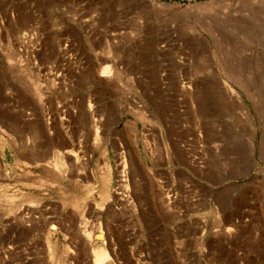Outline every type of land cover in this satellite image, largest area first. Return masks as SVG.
Here are the masks:
<instances>
[{
	"label": "rangeland",
	"instance_id": "rangeland-1",
	"mask_svg": "<svg viewBox=\"0 0 264 264\" xmlns=\"http://www.w3.org/2000/svg\"><path fill=\"white\" fill-rule=\"evenodd\" d=\"M95 250L264 264V0H0V264Z\"/></svg>",
	"mask_w": 264,
	"mask_h": 264
},
{
	"label": "bare ground",
	"instance_id": "bare-ground-1",
	"mask_svg": "<svg viewBox=\"0 0 264 264\" xmlns=\"http://www.w3.org/2000/svg\"><path fill=\"white\" fill-rule=\"evenodd\" d=\"M228 91H231L229 88H227ZM232 92V91H231ZM54 153H57V151H54ZM63 155V154H62ZM62 160H68V154L67 153H64L63 156H61ZM47 158L45 160L43 159H38L37 162H34L35 166L36 167H40V166H43V165H48V166H51V167H57V162L58 160L55 158L53 159V161L49 162V161H46ZM56 160V161H55ZM55 161V162H54ZM121 182L120 181V186H121ZM123 187V185H122ZM106 260V256L104 255L103 252L101 251H94V264H101L102 262H104ZM107 264H110V263H107ZM112 264V263H111Z\"/></svg>",
	"mask_w": 264,
	"mask_h": 264
}]
</instances>
